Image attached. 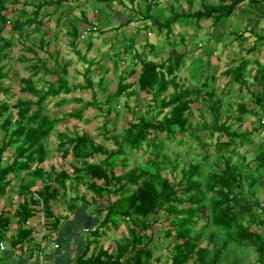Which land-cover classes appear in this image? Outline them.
I'll list each match as a JSON object with an SVG mask.
<instances>
[{
  "label": "trees",
  "instance_id": "trees-1",
  "mask_svg": "<svg viewBox=\"0 0 264 264\" xmlns=\"http://www.w3.org/2000/svg\"><path fill=\"white\" fill-rule=\"evenodd\" d=\"M81 1L33 0L30 3L34 6L32 13L26 9L25 2L20 17L14 19L8 15L9 4L16 5L19 0H0V92L5 96L0 99V196L13 189L22 200L15 214L19 228L13 243L27 241L32 229L26 225L38 214H44L50 232L57 230L64 217L55 214L54 208L64 204L74 210L77 201L90 205V194L94 202L106 201L103 208H98L100 217L87 241L89 250L94 246L88 259L90 264H152L153 261L159 264L162 257L156 256L153 245L158 231L171 239L168 245L170 264H226L230 256L245 253H255L250 264H264V202L256 196L257 185L264 186V135L258 144L253 138L256 133L264 134V63L247 55L264 47V29H257L264 18V0L203 2L202 8L192 13L178 12L172 5L169 16L159 8L158 0H140L138 13L142 19L149 20L151 27L156 26L160 33L166 30L168 37L177 23L195 22L199 28L201 20L211 19L212 27L218 29L232 14L243 10L249 23L242 31H235L237 38L245 40L243 34L250 33L256 37V43L224 75L229 79V92L234 86H238V94L246 88L250 93L248 101L246 96L237 95L242 101L234 108L218 94L214 86L216 75L197 78V72L204 64L202 55L189 65L198 84H179L177 72L185 65L186 57L177 50L175 42L168 59L161 63L135 52L132 60L141 64L137 80L129 83L125 73H121L117 88L104 101L99 100L94 91L93 99L86 101L84 106L105 109L111 114L112 104L124 95H135L134 86L138 85L140 91L151 95L157 112L150 116V112L144 114L137 107L130 109L132 118L121 132L111 137L116 144L112 150L96 144L87 133L59 131L57 148L63 160L71 157L70 169H57L52 165L46 170L43 166L48 158L46 143L61 120L47 113V100L79 89H94L95 83L90 68L86 70L85 84L73 85L68 79V62L57 63L54 68L38 57L33 46L37 42L41 47L49 45L45 37L46 25L39 17L45 7H54V12L66 11L74 6L82 7ZM95 1L123 4V0ZM129 1L135 3L138 0ZM73 2L78 3L73 5ZM188 2L192 7V0ZM154 9L156 12H152ZM63 17L59 16L58 21L61 22ZM9 25L10 38L5 35ZM35 32L45 35L32 46L24 45L26 50L34 52L35 58L27 66L32 75L21 79L20 88L22 93L33 95L35 100L18 98L12 103L10 89L3 82L8 77L4 60L15 44L14 35L29 38ZM69 34L71 45L77 49L78 27L72 25ZM133 48V43H129L120 52L128 55ZM76 52L81 56L79 50ZM114 62L117 68L118 63ZM41 72L45 76L54 74L57 79L44 80L39 77ZM132 74H136V70ZM41 81L43 88L37 85ZM97 86L101 91H107L104 79ZM171 87L174 90L168 93ZM74 100L83 102L81 98ZM67 101L63 98L61 102ZM195 103L201 104L199 110L203 120L193 125L192 106ZM83 110L75 109L64 117L82 119ZM252 117L257 120V125ZM161 134L179 145L188 144L185 138L189 134L197 141L204 161L190 160L181 165V154L174 153V159L171 147ZM248 145L255 151V157L249 163L240 151ZM211 148L215 150L214 155ZM147 149H152L153 154L146 163L136 161L131 167L132 156ZM9 152L12 159L6 160ZM193 152H188L189 157ZM97 155L104 158L94 162ZM119 167L124 171L119 172ZM81 187L86 189V194H79ZM9 222L7 217L0 219V241L5 238ZM157 225L158 231L154 229ZM108 232H113L116 242L113 252L102 245ZM238 259L232 264H238Z\"/></svg>",
  "mask_w": 264,
  "mask_h": 264
},
{
  "label": "rangeland",
  "instance_id": "rangeland-1",
  "mask_svg": "<svg viewBox=\"0 0 264 264\" xmlns=\"http://www.w3.org/2000/svg\"><path fill=\"white\" fill-rule=\"evenodd\" d=\"M33 0H19L18 4H9L8 15L14 19L20 17V10L23 8V4L26 2V9L32 13L34 6L30 3ZM131 3L129 0H123V4L118 1L105 4L99 3L95 0H82V7L74 6L72 9L59 10L54 12V7H45L39 20H42L46 25L45 34L46 40L49 41V45L41 47L37 42L36 46H33L38 57L42 60L48 61V65L57 68L58 64L62 65L68 62V79L70 84H85L86 70L90 68L91 78L95 83L94 89L76 90L71 94H63L60 97L49 98L46 102V111L52 118H59L60 123L56 129L51 133L46 146L48 149V158L43 166L46 170H49L52 165L57 169L64 167L70 169L71 157L63 160L58 151V132L64 131L68 133L77 134H89L96 144L103 145L112 150L116 148L114 140L111 138L115 133L121 132L132 118L130 109L137 107L141 112L147 114L150 112V116L157 112L155 104L150 94L142 92L138 89V85L134 86L136 91L135 95L128 97L124 95L120 101L114 102L112 105L114 110L111 114H108L104 109L99 110L94 106H84L86 101L93 99L94 91L96 97L104 101L106 96L117 88L120 80L121 73H125L127 76V82L131 83L137 80L140 73L141 64L135 63L132 59L135 52L143 53L149 59H152L158 63L166 61L173 51L172 44L177 43V50L185 54V65L177 72V80L181 85H197L196 76L194 77L193 68L189 65L197 57L203 56L204 64L201 70L197 72L199 77H209L216 75V82L214 84L219 95H223L224 101L231 102L236 107L237 103L242 101L237 95L246 96L248 101L250 93L244 88L243 93L238 94V86H234L232 91L229 92L228 77L224 75L225 71L234 65H237L243 55H246L247 49L251 48L256 43V37L253 34L246 33L245 40L238 39L235 31H242L249 23V19L245 16V12L239 11L232 14L218 29L212 27L211 19H203L199 22L198 28L195 22L189 24L177 23L173 26V32L170 37L167 36L166 30L161 33L158 32L156 26L150 25V21L142 19L139 12L138 2ZM159 8L165 11L167 16L170 15V7L178 12L192 13L202 8L203 2L218 4L220 0H192L193 5L190 6L188 0H158ZM78 2H73V5H77ZM156 12V9L154 11ZM85 15V18L84 15ZM63 17L62 21H58V17ZM87 19V20H85ZM77 26L79 29V38L77 49L71 45L72 36L69 34L71 26ZM257 25V24H256ZM255 25V26H256ZM6 31L5 35L11 37V26ZM257 29H264V18L261 19L260 25H257ZM44 32H35L29 38H20L18 35H14V46L9 50L8 57L4 60L6 65V71H8V77L3 79L4 85L10 89L11 94L10 101L14 103L16 99L30 98L35 100V97L29 93H22L21 79L32 75V71L27 68L33 62L31 59L35 58V54L32 51L26 50L25 46H32L34 41H37L41 36L45 35ZM184 36V42L182 37ZM129 43H133L134 48L128 54H121V50ZM25 45V46H24ZM91 45V47L89 46ZM153 45V46H152ZM154 47V48H151ZM79 50L81 56L76 52ZM207 51H210L208 54ZM119 53V54H118ZM118 54V55H117ZM248 57L259 59L264 63V47L261 46L257 51L247 54ZM57 58V62H56ZM117 61L118 67L115 68V62ZM209 61V64L207 63ZM58 63V64H57ZM256 68V65H253ZM136 70V74H132V71ZM255 74V72L253 73ZM39 77H43L44 80L57 79L56 75L48 74L44 75L43 72L39 74ZM37 78V77H36ZM35 78V79H36ZM101 79L105 80L106 92H103L97 86ZM38 87L44 86V82L37 83ZM173 87L170 88L168 93L173 91ZM4 94L0 92V99H4ZM63 98L68 99L67 102H61ZM75 98H81L83 102L74 100ZM251 107L252 104L248 102ZM200 103H195L192 106L193 114L191 121L193 125L201 122L203 117L200 112ZM83 108V118L64 117L66 114L71 113L75 109ZM166 111V110H165ZM160 115L162 117L165 113ZM251 117V116H250ZM254 125L258 122L252 117ZM204 134H209L208 131H202ZM263 133H256L254 135V141L258 144L263 139ZM161 136L166 139L165 134ZM210 141V138H206ZM216 139V137H215ZM226 138H223L225 140ZM185 140L188 144L179 145L174 141L166 139L167 146L171 147L173 158L176 154H181V165H184L187 161L193 162L204 161L202 159V151L199 149L197 141L189 134L186 135ZM215 142V140H213ZM193 152L189 157L188 152ZM240 151L246 155L247 162H251L255 157V151L251 146H244ZM210 152L214 155V148H211ZM153 154L152 149L142 150L135 153L131 158V167L136 161L141 164L146 163L147 159ZM103 156H96L93 161H100ZM12 159L10 152L6 154V160ZM216 162V158H213ZM171 168V167H170ZM119 172H123L124 169L119 167ZM167 174L170 176L169 171ZM256 196L264 202V186L257 185ZM68 192V194H70ZM79 194H86V189L81 187ZM90 206L95 217H100L98 208H103L106 205V201L97 200L94 202L90 194H88ZM60 214V210H57ZM158 231L159 225L154 227ZM113 232H108L103 238L105 249H112L115 251ZM169 240L164 236L163 231H158L155 234L153 245L156 246V256L161 255L162 262L159 264H170L168 261L169 255ZM238 256V257H236ZM236 256H230L229 264L239 260L238 264H250L255 258V253L247 254L243 256L236 254ZM152 264H156L154 261Z\"/></svg>",
  "mask_w": 264,
  "mask_h": 264
},
{
  "label": "crops",
  "instance_id": "crops-1",
  "mask_svg": "<svg viewBox=\"0 0 264 264\" xmlns=\"http://www.w3.org/2000/svg\"><path fill=\"white\" fill-rule=\"evenodd\" d=\"M21 201L17 191L13 189L0 196V219L7 217L10 220L5 238L0 241V264H90L88 259L93 254L94 246L89 250L87 241L97 220L92 206L80 201L75 202L74 210H69L64 204L56 206L55 214L64 218L53 232L46 228L44 214H38L26 225L32 229L27 241L14 244L19 228L15 214ZM57 210H60V214ZM113 241L116 249V242Z\"/></svg>",
  "mask_w": 264,
  "mask_h": 264
},
{
  "label": "built area",
  "instance_id": "built-area-1",
  "mask_svg": "<svg viewBox=\"0 0 264 264\" xmlns=\"http://www.w3.org/2000/svg\"><path fill=\"white\" fill-rule=\"evenodd\" d=\"M85 231H87V232H88V231H89V229H85ZM2 248H3V246H2ZM39 254H40L41 256L43 255V253H42L41 251L39 252Z\"/></svg>",
  "mask_w": 264,
  "mask_h": 264
}]
</instances>
